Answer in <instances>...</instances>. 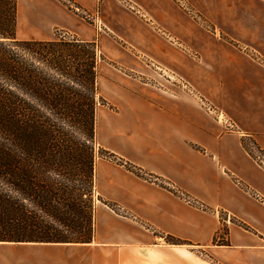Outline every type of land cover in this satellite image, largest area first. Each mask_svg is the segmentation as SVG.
I'll use <instances>...</instances> for the list:
<instances>
[{
  "label": "crops",
  "instance_id": "1",
  "mask_svg": "<svg viewBox=\"0 0 264 264\" xmlns=\"http://www.w3.org/2000/svg\"><path fill=\"white\" fill-rule=\"evenodd\" d=\"M76 1L92 9L97 0ZM134 1L162 24H178L182 18L171 0ZM211 1L215 0L198 6L213 18L217 13L208 6ZM218 2L220 28L244 47L228 38L190 30L182 35L174 30L200 52L206 66L197 71L191 58L186 66L180 65L179 56L172 60L178 72L199 82L221 115L227 116L228 124L197 108L188 96L147 97L139 111L137 132L114 133L112 151L158 181L112 160L98 158L95 165L99 198L116 202L129 215L97 204L90 241H0V264H212L199 250L210 251L223 264H264V157L262 163L257 158V152L264 154V0ZM36 3L31 4L35 12ZM105 5L106 0L101 8ZM133 18L142 26L138 31L134 22L126 28L118 13L110 20L117 21L114 30L120 35L132 31L140 41L150 37L151 30L142 25L146 23ZM75 33L84 34L82 29ZM247 138L252 147L246 144ZM178 190L197 204L187 202ZM220 212H228L249 229L231 222L230 243L215 244L222 223Z\"/></svg>",
  "mask_w": 264,
  "mask_h": 264
},
{
  "label": "trees",
  "instance_id": "2",
  "mask_svg": "<svg viewBox=\"0 0 264 264\" xmlns=\"http://www.w3.org/2000/svg\"><path fill=\"white\" fill-rule=\"evenodd\" d=\"M17 23L18 0H0V241L74 242L61 227L87 232L91 213L62 191L93 179L96 150L73 145L62 121L94 141L95 45L19 39ZM80 54L90 63L70 69Z\"/></svg>",
  "mask_w": 264,
  "mask_h": 264
},
{
  "label": "rangeland",
  "instance_id": "3",
  "mask_svg": "<svg viewBox=\"0 0 264 264\" xmlns=\"http://www.w3.org/2000/svg\"><path fill=\"white\" fill-rule=\"evenodd\" d=\"M171 1L174 9H177L182 17L178 24L168 23L165 25L153 20L148 14H145L146 12L134 0H106L104 9L101 8L104 0H97L95 8L92 9L84 7L76 0H18V23L15 34L17 38L64 40L67 42L85 41L83 38L92 37L96 39L95 41H85L93 42L96 52L94 63L97 74L95 85L97 104L94 141H88L85 134L75 125L62 121L67 132H69L70 142L79 146L85 145L84 142L87 145H94L96 150L95 162L98 158L112 160L127 166L135 174L155 182L158 181V177L145 173L139 166L134 165L123 155L112 151L115 144L114 133L120 130L127 135L137 132L135 130H137L141 121L139 111H141L147 97L150 99L152 97L171 99L188 96L197 108L207 112L220 123L228 124L226 122L227 116L224 113L223 116L221 115L222 111L211 100L206 90L200 88L199 82L191 81L173 67V65L176 67L177 63L172 58H178V56L182 66L187 65L188 58L195 60L197 71L204 70L206 66L200 52L190 47L188 42L181 35L176 34L174 30H179L182 35L190 30V32L198 34L211 35L213 38H228L235 46L244 47L241 42H235L231 36L225 34L220 28L218 20L220 4L218 0L211 1L208 4V6H211L213 14L217 13V17L214 16L213 18L204 15L201 8L202 5H205L204 0ZM34 2H37L38 5L36 12L31 6ZM198 3L201 5L200 7ZM113 13H118L120 18L127 23L126 28H129V24L134 22V25H132L138 31L142 26L139 27L137 19L133 18V16H137L143 23H146V25L141 24L146 29L151 30V36L140 41L139 36L132 31L127 32L126 36L124 33L122 34L124 36L116 33L114 28L117 21L110 20V18H113ZM72 20H74V23ZM77 29H82L84 34L80 33L81 36H79L75 33ZM70 57L72 56H67L66 60L72 70H74L78 59L85 64L91 61L87 54H80L76 59ZM133 116L137 119H132ZM124 122L126 125H124ZM245 141L246 144L253 146L249 138ZM257 154V158L262 163L264 154L258 152ZM63 180L64 186L69 185L66 177ZM239 185L254 194L243 183L240 182ZM177 192L187 202L197 204L185 192L181 190ZM62 193H64V196L74 199L83 209L87 210L89 218L91 213L92 226L91 230L87 232L84 228L80 229L74 226L67 227V229L64 226L61 227L62 231L67 230L64 235L69 240H91L97 204L104 203L109 210L111 209V211L121 216L129 215L127 210L116 202L103 201L99 198L98 190L95 187V170L93 179L89 183L66 187ZM67 215L76 221H81L83 218L74 212H68ZM132 217L137 220L136 217ZM220 217L222 223L218 234L214 238L215 244L230 243L229 229L231 222L249 229L239 220L230 217L228 212H220ZM143 226L151 228L149 224H143ZM166 240L182 243L181 240L170 237H166ZM197 253L211 261L212 264H223L210 251L199 250Z\"/></svg>",
  "mask_w": 264,
  "mask_h": 264
}]
</instances>
